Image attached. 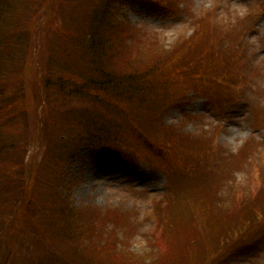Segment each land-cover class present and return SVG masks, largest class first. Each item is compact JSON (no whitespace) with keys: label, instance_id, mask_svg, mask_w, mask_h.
Returning <instances> with one entry per match:
<instances>
[{"label":"rangeland","instance_id":"rangeland-1","mask_svg":"<svg viewBox=\"0 0 264 264\" xmlns=\"http://www.w3.org/2000/svg\"><path fill=\"white\" fill-rule=\"evenodd\" d=\"M98 2L14 0L9 5L10 10L3 15L5 34L10 36L8 38L14 45L13 76L7 78L5 87L13 86L10 93H18L15 87L21 81L25 92L18 93V99L27 101V111L18 112L11 118L0 116V145H22L24 151L21 153H25L23 163L29 170H35L36 177L37 173L50 174L37 169L49 171L52 166L56 167L52 156H59L61 162L64 159L57 146L60 140H65L62 136L72 130L70 121L74 115L66 106L80 110V104L72 100L61 107L58 114L54 113L56 103L48 108L45 105L47 98L49 95L50 98L56 96L54 100L62 98L57 99V93L53 95L44 91L40 81L46 76L81 79L87 69V61L85 54L81 56L78 49L70 44L73 36L69 37V32L79 33L87 22L85 18L89 11ZM169 2L173 5L166 8L154 7L143 1L128 2L123 8L124 17H119L118 21L127 24L135 35L154 38L162 53L170 52L177 41L190 38L194 31L193 22L198 19L205 18L207 23L203 26L207 25L209 31L216 35L212 55L220 58L223 68L219 84L213 86L208 82L204 86L205 92H210L208 95H186L184 100L167 107L161 119L165 126L176 129L178 134L180 131L184 136L195 137L199 144L208 146L207 157L203 158L208 170L198 171L196 179L178 173L170 179L153 164L158 157L138 160L124 151L112 157L100 149L82 147L78 162L57 163L63 168L59 194L68 196L72 206L78 210L92 209L89 221L93 217L111 221L107 227L108 230L114 229L113 237H118L116 247L120 252L133 255V260L140 264L148 263L150 258L163 259V264H180L178 257L191 238L201 239L196 234L190 235L188 220L189 223L197 221L191 215L192 210L182 212L178 204L196 195L205 200L213 197L210 201L219 203L213 213L216 221L209 225L204 236L212 245L218 243V238L220 244L227 243L219 245L227 258L225 263L218 264H264V234L231 245L222 237L223 226L232 229L228 221L230 215L248 218L247 211H243L257 200L262 214L254 223L264 225V0ZM42 125L43 129L40 128ZM13 151L4 152L0 157L3 174H12L11 178L19 174L16 170L23 171L13 165ZM211 178L224 183L218 196L208 186L203 192L198 187L200 182ZM227 189H231L234 195L241 193L242 198L249 197V192L257 195L250 202L237 204L233 203V195L229 200L225 199ZM9 191L6 188L2 197H9ZM166 197L175 199V210L171 207L172 210L170 208L164 215L173 228L167 233L164 231L163 236L156 231L154 236L161 221L158 216L162 209L158 205ZM152 206L154 209L151 210ZM10 216L8 212L0 214V221L7 223ZM192 226L195 227L194 224ZM98 234L103 236L102 232ZM109 236L106 232L103 238ZM240 237L231 236V239L235 241ZM1 242L0 264H7L9 256L3 250L6 239ZM152 244L163 248L156 249ZM199 245L197 243L196 247L200 248ZM91 251V247L86 246V262L97 264L94 255L98 254ZM39 256L46 255L41 252ZM23 260L16 264H27L26 259Z\"/></svg>","mask_w":264,"mask_h":264},{"label":"trees","instance_id":"trees-1","mask_svg":"<svg viewBox=\"0 0 264 264\" xmlns=\"http://www.w3.org/2000/svg\"><path fill=\"white\" fill-rule=\"evenodd\" d=\"M12 1L14 0H0V116L4 118L27 111V101L18 99L20 92H25L21 81L18 87H15L19 94L10 93L13 86L8 89L5 87L6 81L9 80L7 78L14 70V45L8 38L10 36L5 34L3 15L5 11L10 10ZM98 1L89 11L85 18L87 22L79 29V33L69 32V37L73 36L70 44L78 49L81 56L85 54L87 61V69L83 71L81 79L46 76L39 84L49 94L57 93V99L62 98L60 101L54 100L56 96L50 98V95L46 94L49 98L45 105L52 108L56 103V114L72 100L80 104V110L74 106H66L74 115L70 121L73 124L70 126L72 130L62 136L65 140H60L57 146L60 147L63 161L61 162L59 156H52L56 167L52 166L49 171L44 168L37 169L38 172L50 174L37 173L36 177L35 170H29L23 163L25 153H21L24 151L22 145H0V157L4 152L14 150L13 165L23 169L16 170L19 174L11 178L12 174H3L4 167L0 161V214L5 215L8 212L11 215L7 223L0 221V245L1 240L4 242L6 239L3 250L9 256L7 264H16L18 260L23 259H26L27 264H90L85 259L86 246L91 247V252L98 254L94 255V262L97 264H140L133 260V255L120 252L116 247L118 237H113L111 233L114 229L108 230L107 227L111 225L108 224L111 221H105L103 217H97L96 220L93 217L92 221H89V212L92 209L78 210L72 206L68 196L59 194L58 185L63 168L57 166V163L61 165L64 162H78L79 150L82 147L100 149L105 155L112 157L117 153L122 154V151L138 160L158 157V161L153 164L163 170V174L170 176V179L175 177L176 173L196 179L198 171L208 170L203 160L207 157L208 146L199 144L195 137L184 136L180 131L178 134L176 129L165 126L161 121L167 107L176 105L190 93L197 96L210 94L205 92L204 86L208 82L213 83V86L218 85L222 78L221 60L212 55L213 47L216 46V35L209 31L207 25L203 26V23H207L206 19L201 18L193 22L192 36L187 40L177 41L170 52L162 53L154 38L135 35L129 26L123 21L119 22L118 18L123 16L124 5L128 2L143 1L158 8L171 7L172 2ZM14 96L17 98L14 99ZM40 128L43 129V125ZM33 176L36 178L35 187ZM223 184L211 178L209 181L200 182L198 187L203 192L207 191L208 186L214 189L218 196L223 191ZM6 188L10 189L7 198L2 197ZM231 191L226 190L225 199L229 200L233 195V203L237 204L250 202L257 195L249 192V197L242 198L241 193L234 195ZM173 198L166 197L159 203L162 211L158 217H161V221L154 231V236L156 231L163 236L164 231L167 233L172 230L173 225L167 222L168 218L164 219V215L171 207L174 209ZM210 200L196 195L178 204L182 212L192 210L191 215L197 221L189 223L187 219L191 228L190 235L196 234L202 240L191 238L178 257L180 264L225 263L226 252L219 245L227 243L220 244L218 238V243L212 245L204 236L209 225L216 221L213 213L219 204ZM153 206L151 210L154 209ZM258 207L257 200L243 211H247L248 218L237 214L230 215L228 221L232 229H227L228 226L222 227L223 239L230 241L231 245L233 242L241 244L244 240L262 236L264 225L254 223L256 217L262 214ZM99 232H102L103 236H100ZM106 232L110 236L103 238ZM231 236L241 237L234 241ZM197 243L200 248L196 247ZM41 252L46 256L41 258ZM150 259L146 264L164 262L163 259Z\"/></svg>","mask_w":264,"mask_h":264}]
</instances>
